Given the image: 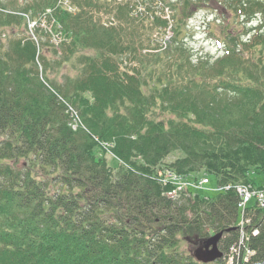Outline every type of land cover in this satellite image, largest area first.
<instances>
[{
    "label": "trees",
    "instance_id": "trees-1",
    "mask_svg": "<svg viewBox=\"0 0 264 264\" xmlns=\"http://www.w3.org/2000/svg\"><path fill=\"white\" fill-rule=\"evenodd\" d=\"M110 1H0V28L23 24L15 10L41 36L0 40V264H227L232 248L244 260L243 233L252 263L264 262V209L251 205L240 225L236 190L264 184L251 176H264V34L194 57L178 29L171 44L154 42L169 20L151 7ZM39 60L75 73L47 75L48 87ZM174 151L173 167L213 174L220 192L169 199L150 178ZM221 231L216 262L182 245Z\"/></svg>",
    "mask_w": 264,
    "mask_h": 264
},
{
    "label": "rangeland",
    "instance_id": "rangeland-1",
    "mask_svg": "<svg viewBox=\"0 0 264 264\" xmlns=\"http://www.w3.org/2000/svg\"><path fill=\"white\" fill-rule=\"evenodd\" d=\"M0 1L6 4L7 2L25 3L29 0ZM162 1H164L166 5L167 3L173 4V7L171 6L170 8L171 13L168 12L171 16L172 22L170 21L171 24L168 26L166 32L163 35L158 34L160 31L155 32L154 38L152 36L154 42L164 43V45H166L168 42L171 44L172 41H175V36L177 37L175 30L178 29L177 31H181L178 36L182 40L181 44H184L186 47H188L191 56L194 54V57L203 55L207 57L209 56L212 59H216L220 55V50H222L219 46H217L219 41L224 40L230 45L236 46L235 43H233L234 41L236 44H238L239 41L246 42L250 40V35L255 33L254 29L264 25V22L261 25L259 21V19L263 20V14L261 13L254 14V21L252 22H249L246 18L240 16L243 12L240 14L239 12L238 14H235L234 8L237 4L235 0H159V2H156L158 8L154 7L149 1L147 5L154 9L157 13L163 11L164 14H166L165 10L162 8ZM228 7L231 10V14L228 12ZM210 14H213V16ZM103 16L106 20L107 17L105 15ZM238 16H240V18ZM166 17L169 18L168 14H166ZM41 18V24H43L42 26L47 28L43 29L41 34L44 35V38L47 41H49V38H51V43L56 42V40H58V33L55 32L53 27L51 28V26L46 25L47 23L44 16H41ZM30 22L32 21L27 18V16H25L21 26H5L0 28V40L2 39V42L6 44V41L9 38L18 37L20 39H25L28 35H31V37L35 40L36 38L39 40L37 28ZM251 29H253V32H250ZM4 32H6V35ZM242 37H244V39H242ZM50 42L45 43L46 45L43 48V51L48 56L50 61H55V57L57 59L58 56H55ZM239 47L240 46L238 45L237 48L239 49ZM39 51H41V48H38V52ZM39 63V76L48 87H50L49 84H51V80L49 79V81L47 79V75H50L51 79H57L59 82H62L65 80L64 77L68 75V73L71 75L75 73L69 64L64 66L55 65L53 69L51 66H49L46 69L45 65L42 64L40 60ZM106 155L107 161H109L110 165L113 168H119L121 164L120 161L113 157L111 153ZM181 156H183L181 151H174L166 154L161 162H158L157 166L153 168L154 172L152 174H154L157 178H153V176H151L150 179H154L155 181L159 182L162 187H164L165 193L170 196L169 199L176 200L175 198L183 195L184 191L187 190H184L185 188H183V184H185V182H187L186 185L189 186V191L193 195L195 194L194 190H196L199 191L200 195L205 197L216 196L221 190V185L218 184V181L213 174H206L205 170H198L197 172H183L180 170V168L177 169L173 167L176 165V160ZM253 173L251 176H253L255 180L264 182L263 175H260L258 171ZM172 179L176 180V183H178V181L181 179L182 187H177V185L168 182ZM173 194L175 196H173ZM182 245L184 246L185 250L190 248V246L185 242H183Z\"/></svg>",
    "mask_w": 264,
    "mask_h": 264
},
{
    "label": "built area",
    "instance_id": "built-area-1",
    "mask_svg": "<svg viewBox=\"0 0 264 264\" xmlns=\"http://www.w3.org/2000/svg\"><path fill=\"white\" fill-rule=\"evenodd\" d=\"M179 178V177H177ZM172 184H175L177 185V187L181 186V183H176V180L172 179L171 181H168ZM187 182H185V184H183V188H186L188 185H186ZM175 187V186H174ZM182 187V186H181ZM237 189V192L240 196V202H239V207L241 209H244L247 207V205L252 201V200H256V202L264 208V185L261 186V187H253L251 185H239L236 187ZM182 189V188H181ZM244 220L242 221V224H243ZM257 231H254V234H256ZM248 237L245 235V233L242 234V240L244 239H247ZM239 251V247L238 248H232V251H231V256H230V260L229 261H232V259L234 257V255H236ZM244 260L245 262L247 261L246 257L247 256H250L253 252L252 251H247L245 249L244 251ZM242 260V259H241Z\"/></svg>",
    "mask_w": 264,
    "mask_h": 264
},
{
    "label": "water",
    "instance_id": "water-1",
    "mask_svg": "<svg viewBox=\"0 0 264 264\" xmlns=\"http://www.w3.org/2000/svg\"><path fill=\"white\" fill-rule=\"evenodd\" d=\"M223 235L224 231L216 233L208 238L204 243L199 245L194 252L196 259L203 263H210L221 258L223 256V252L219 249L218 243ZM256 264H264V262Z\"/></svg>",
    "mask_w": 264,
    "mask_h": 264
},
{
    "label": "bare ground",
    "instance_id": "bare-ground-1",
    "mask_svg": "<svg viewBox=\"0 0 264 264\" xmlns=\"http://www.w3.org/2000/svg\"><path fill=\"white\" fill-rule=\"evenodd\" d=\"M103 1H106V0H103ZM33 24V23H32ZM6 32H4V34H5ZM6 35V34H5ZM182 182V180L180 179L179 181H178V183H181ZM228 188V187H227ZM187 189V190H186ZM189 186H187L184 190H186V191H184V193L183 194H185V195H193V194H191L190 193V191H189ZM194 195L193 196H195L196 194H199V191H196V190H194ZM166 194V193H165ZM168 197H170L168 194H166ZM173 196H175L174 194H173ZM180 197H182V196H179L178 198H180ZM203 197H205V196H203ZM178 198H175V199H178ZM253 230L254 231H257V233L259 234V228L258 227H253ZM251 235H253V234H251ZM223 238V237H222ZM222 238L220 239V241H219V243H218V247H219V249H220V242H221V240H222ZM251 238V237H250ZM248 239H249V237L244 241V240H241V243H240V246H244L243 248L244 249H246L247 251H252L253 253L250 255V256H247L246 257V259H247V264H256V263H252L253 262V258H254V256H255V251H253L252 250V248H250V246H249V243H247V241H248ZM197 249V247L195 248V247H193V248H188L186 251H188L189 252V254H191L194 258H196L195 256H194V252H195V250ZM221 250V249H220ZM225 256H224V254H223V256L221 257V258H224ZM221 258H219V259H221ZM218 261V260H217ZM214 262H216V261H214ZM210 263H213V262H210ZM231 264H243L242 262H237L236 263V261H235V259L233 258L232 259V261H231Z\"/></svg>",
    "mask_w": 264,
    "mask_h": 264
}]
</instances>
